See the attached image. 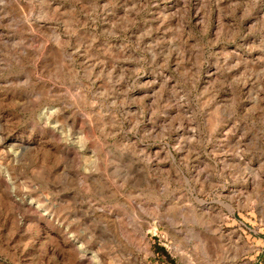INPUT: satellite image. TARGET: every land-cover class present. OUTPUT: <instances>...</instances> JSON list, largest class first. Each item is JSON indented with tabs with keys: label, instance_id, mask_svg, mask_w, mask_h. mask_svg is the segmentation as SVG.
<instances>
[{
	"label": "rangeland",
	"instance_id": "1",
	"mask_svg": "<svg viewBox=\"0 0 264 264\" xmlns=\"http://www.w3.org/2000/svg\"><path fill=\"white\" fill-rule=\"evenodd\" d=\"M0 264H264V0H0Z\"/></svg>",
	"mask_w": 264,
	"mask_h": 264
}]
</instances>
